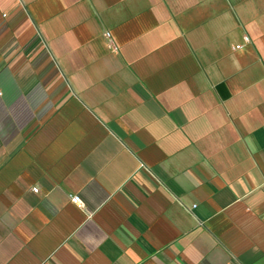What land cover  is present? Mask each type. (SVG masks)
<instances>
[{
    "label": "crops",
    "instance_id": "obj_1",
    "mask_svg": "<svg viewBox=\"0 0 264 264\" xmlns=\"http://www.w3.org/2000/svg\"><path fill=\"white\" fill-rule=\"evenodd\" d=\"M0 264H264V0H0Z\"/></svg>",
    "mask_w": 264,
    "mask_h": 264
},
{
    "label": "built area",
    "instance_id": "obj_2",
    "mask_svg": "<svg viewBox=\"0 0 264 264\" xmlns=\"http://www.w3.org/2000/svg\"><path fill=\"white\" fill-rule=\"evenodd\" d=\"M105 37L107 38V39H111V35H110V33H106L105 34ZM246 40H248L247 38H246ZM236 48H241V46H237ZM34 192H38V189H34ZM71 201L74 203V204H77V205H80V206H82V204H81V199H80V197L79 196H72L71 197Z\"/></svg>",
    "mask_w": 264,
    "mask_h": 264
}]
</instances>
